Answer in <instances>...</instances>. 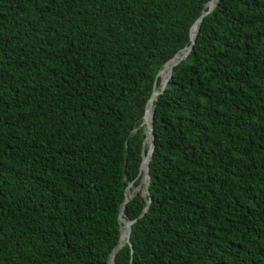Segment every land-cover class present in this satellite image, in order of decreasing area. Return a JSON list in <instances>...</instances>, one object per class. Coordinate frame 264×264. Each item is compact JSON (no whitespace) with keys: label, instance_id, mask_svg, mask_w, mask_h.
Here are the masks:
<instances>
[{"label":"trees","instance_id":"trees-1","mask_svg":"<svg viewBox=\"0 0 264 264\" xmlns=\"http://www.w3.org/2000/svg\"><path fill=\"white\" fill-rule=\"evenodd\" d=\"M209 1L0 0V264H109L130 182L114 264H264V0L202 19L135 189Z\"/></svg>","mask_w":264,"mask_h":264},{"label":"water","instance_id":"water-1","mask_svg":"<svg viewBox=\"0 0 264 264\" xmlns=\"http://www.w3.org/2000/svg\"><path fill=\"white\" fill-rule=\"evenodd\" d=\"M217 4V0H210L206 5H205V11L202 12V14L199 16V18L193 23V25L190 27L189 29V45L186 46L183 50H181L179 53H177L172 59H170L167 63H165L163 65V67L159 70V72L157 73V76L155 78V82L151 91V95L150 98L146 104L145 110H144V117H143V125L146 128L145 134H146V138L144 141L145 143H148V150L146 152L145 149H143L142 153V162H141V167H140V171L139 173L143 174V178H142V183H144V195H149L148 194V181H149V175H148V166L149 163L151 161L152 158V154L155 148L154 145V107H153V102L156 98V96L162 94L164 92V90L167 88L168 86V82L170 81V79L173 76V69L175 66H177L180 62H182L183 60H185L187 58V56L189 55V53L192 50V47L195 43V39L198 33V29L200 26V23L202 21V19L207 16L208 14H210L214 8L216 7ZM167 70V78L164 81H161V90L158 91L156 90V81L158 79H160V76ZM146 114H148V119L146 120ZM133 182H130L124 192V201L122 206L120 207L119 210V215H118V222L120 224V238H119V244L117 245V247L114 249V251L111 254V258H110V262L109 264H114V258L116 253L118 252V250L122 247V245L125 243L127 244L132 252V247L130 244V233H131V226L134 223V221H130L128 219H126L124 211H125V206L126 204L131 200V198L133 197V191H131V189L133 188ZM128 193L130 194L128 196ZM128 196V197H127ZM150 203V200L147 201V205ZM147 211V207L144 209L143 212ZM124 222L125 224V238L122 239V224L121 222Z\"/></svg>","mask_w":264,"mask_h":264},{"label":"bare ground","instance_id":"bare-ground-1","mask_svg":"<svg viewBox=\"0 0 264 264\" xmlns=\"http://www.w3.org/2000/svg\"><path fill=\"white\" fill-rule=\"evenodd\" d=\"M166 78H167V70L163 73L161 81H164ZM147 119H148V114H146V120ZM129 195L130 194H128V196ZM121 224H122V227H121L122 228V239H124L125 238V224L123 221L121 222Z\"/></svg>","mask_w":264,"mask_h":264},{"label":"rangeland","instance_id":"rangeland-1","mask_svg":"<svg viewBox=\"0 0 264 264\" xmlns=\"http://www.w3.org/2000/svg\"><path fill=\"white\" fill-rule=\"evenodd\" d=\"M137 191L140 190L141 192L144 191V183H142V186L138 187V188H135Z\"/></svg>","mask_w":264,"mask_h":264}]
</instances>
